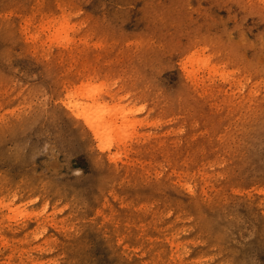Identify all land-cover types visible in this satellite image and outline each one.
Instances as JSON below:
<instances>
[{"label":"rangeland","instance_id":"374dc122","mask_svg":"<svg viewBox=\"0 0 264 264\" xmlns=\"http://www.w3.org/2000/svg\"><path fill=\"white\" fill-rule=\"evenodd\" d=\"M234 27L228 11L210 9L207 0H191L190 6L184 7L176 0H0V52L8 53L12 66L25 74H15L22 83L29 74L51 66L55 73L51 87L61 101L55 114L59 125L86 134L92 145L96 135L88 128V119L97 125L104 122L117 132L119 124L136 125L135 139L126 148H113L111 154L123 150L124 155L116 161L109 158L112 179L103 191L77 187L65 180H51L42 188L26 171L11 169L7 183L0 187V264L78 262L84 256L80 239L96 233L85 230L81 237L76 233L85 220L93 218L95 225L89 227H99L108 220L105 228L110 233L126 237L127 248L122 246L120 251L129 253L132 264L141 261L133 253L145 240L152 246V255L168 259L174 244L195 239L193 233L182 232L189 227L190 197L180 196L171 185L181 175L203 171L211 178L214 172H222L219 164L229 147L239 146L237 158L232 165H225L233 172L231 180L221 184L231 183L245 193L240 199L251 197L253 210L258 207L260 189L264 188V127L258 114L264 90L257 77H252L250 84L243 80L226 83L231 77L221 79L214 69L230 71L217 63L211 49L204 52L180 40L189 70L208 85L199 89V94L193 92L191 98L174 102L175 89L170 86L169 73H165L160 81L164 99L155 104L138 103L140 93L137 98L128 95L121 79L147 76L148 65L172 51L181 32L196 29L203 35H218L219 30L231 32ZM232 34L237 41L241 36L249 44L253 40L244 32ZM240 51L252 57L250 48ZM255 55L259 58L258 49ZM164 59L172 62L170 56ZM96 87L101 91L90 95L88 90ZM28 102L22 97L10 100L0 109V116L13 108L22 109ZM142 104L144 112L125 116ZM21 120L23 111L12 116L9 123ZM38 127L35 124L32 130ZM40 159L37 157V163ZM161 172L157 184L154 177ZM207 183L205 189L201 178L198 191L211 195L221 186L210 179ZM82 198L88 201L87 208L81 207ZM101 251L88 249L94 256ZM203 251L205 245H194L188 259H198ZM260 259L264 260V255Z\"/></svg>","mask_w":264,"mask_h":264},{"label":"clouds","instance_id":"9594fccd","mask_svg":"<svg viewBox=\"0 0 264 264\" xmlns=\"http://www.w3.org/2000/svg\"><path fill=\"white\" fill-rule=\"evenodd\" d=\"M78 2L91 3L92 0ZM203 2L205 0H200V3ZM176 3L181 7L190 6L191 0H176ZM207 3L210 9H226L236 27L231 32L219 30L218 35H203L196 29L181 32L172 51L164 53V56L171 57V63L162 56L148 65L147 76H122L128 95L137 98V92L140 93L138 103L143 100L144 104H155L164 99L160 81L165 73H169V79L172 81L170 86L175 89V95L172 97L174 102H183L191 98L193 92L199 94V89L208 86L189 70L188 58L180 48V40L204 52L211 49L217 63L231 73V79L226 83L243 80L250 84L252 77H257L258 84L264 90V0H207ZM249 20L251 25L248 24ZM233 32L247 33L253 40L249 44L246 38L241 36L237 41ZM243 48L252 50L251 58L241 54L240 50ZM257 49L260 52L259 58L255 55ZM6 72L9 74L5 75ZM16 73L21 77L25 76L20 73L19 68L12 66V57L8 53L0 52V109L6 107L10 100L20 97L24 101H30L25 103L22 109L13 108L10 113L0 116V187L7 183L11 169L16 168L29 173L32 179H38L42 188H46L51 180H65L77 187H99L103 191L112 179V162L107 155L90 144L86 134L72 126L59 125L56 121L55 114L61 101L57 91L51 87L55 75L51 66L46 65L29 74L23 83L16 78ZM13 92L16 96L12 95ZM19 111H23V120L20 123H9V119ZM258 114L264 127V97L259 101ZM49 116L53 119L49 120ZM35 124L39 127L32 130ZM238 148L239 146L229 147L225 150V156L221 157L223 163L219 164L222 172H214L211 178L203 171L181 175L180 179L171 185L177 188L180 196L190 197L188 204L191 205V211L187 213L189 227L182 232L193 233L195 239L180 245L174 244L171 256L166 260L152 255V246L145 240L133 253L142 258L135 264H264V260L260 259V256L264 255V188L260 189L259 205L253 210L251 197L242 200L240 197L245 196V193L240 192L231 183L221 184L222 181L231 180L233 169L226 168L225 165L233 164ZM61 154L63 159L60 158ZM37 157H41L39 163ZM162 175L163 172L154 177L157 184L160 183ZM201 178L205 181V189L209 179L221 186L214 189L211 195L206 190L198 191ZM185 183L192 185V193L182 187ZM87 206L88 201L82 198L81 207ZM167 215L171 216L172 212L169 211ZM109 219L112 223H117L115 219ZM107 222L108 220L105 221ZM105 223H101L99 227H89L95 225L94 218L83 222L76 236L81 237L85 230L96 235L92 238L88 235L82 236L79 244L84 256L73 264H132L129 253L120 251L122 246L127 248L126 237L110 233L105 228ZM143 235L141 233V237ZM141 237L136 239L140 241ZM194 245H205L206 251H203L198 259H188ZM96 248L102 250L99 256L88 253V249Z\"/></svg>","mask_w":264,"mask_h":264},{"label":"snow or ice","instance_id":"6c2138e0","mask_svg":"<svg viewBox=\"0 0 264 264\" xmlns=\"http://www.w3.org/2000/svg\"><path fill=\"white\" fill-rule=\"evenodd\" d=\"M205 62L210 63L209 61H207V58H205ZM214 71H215L216 76H218L221 79H226V78L231 77V73L220 72L215 69ZM88 91H89V94L92 95L94 93H99L101 89L99 87H96L95 89H89ZM144 111H145V108L143 105H141L140 107L135 108L132 114L125 113V116H128V115L134 116V113H141ZM87 124H88V128H91L93 129L94 132H96V137H95L96 142L94 144V147L96 149H99V152L101 153L111 154L113 153V148L119 145H123L126 148L128 145V142L135 139L134 131H135L136 125L132 123L119 124L118 125L119 131L117 132L115 129H113V132L111 134L109 133L100 134L99 130L95 128V125L91 119L87 120ZM123 155H124V151L119 150V151H116L114 154H111L109 158L113 161H116V160H119ZM182 187L189 193L193 192V187L189 183L183 184ZM21 212H23L22 209H21ZM18 218H19V214H18Z\"/></svg>","mask_w":264,"mask_h":264},{"label":"bare ground","instance_id":"6f19581e","mask_svg":"<svg viewBox=\"0 0 264 264\" xmlns=\"http://www.w3.org/2000/svg\"><path fill=\"white\" fill-rule=\"evenodd\" d=\"M94 125H95V128L99 130V133L100 134H105V133L111 134L113 132V130H110V127H108L107 125H105L104 122H101L98 125L94 123ZM94 134L96 135V132H94Z\"/></svg>","mask_w":264,"mask_h":264}]
</instances>
